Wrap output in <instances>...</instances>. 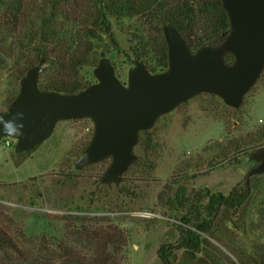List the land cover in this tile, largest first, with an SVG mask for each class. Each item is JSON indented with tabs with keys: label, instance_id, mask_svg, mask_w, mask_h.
<instances>
[{
	"label": "rangeland",
	"instance_id": "374dc122",
	"mask_svg": "<svg viewBox=\"0 0 264 264\" xmlns=\"http://www.w3.org/2000/svg\"><path fill=\"white\" fill-rule=\"evenodd\" d=\"M12 1L0 5V111L43 52L41 87L61 76L95 82L101 54L124 83L136 59L159 70L166 42L161 25L146 14L111 17V39L101 31L94 0H16L17 12ZM47 24L56 38L44 48ZM135 51L145 53V61ZM93 129L89 118L59 121L46 140L20 154L14 153L15 139L7 147L0 141V229L21 250V255L7 251L5 260L0 254V264H62L69 253L89 256L86 237L93 231L123 233L125 243L111 261L162 264L157 250L176 242L186 211L175 202L178 185L189 197L204 187L228 194L247 178V198L214 212L208 233L200 234L201 250L176 249L172 261L264 264V174L248 176L257 164L250 153L264 145V68L238 109L200 93L161 115L141 135L135 162L118 184L100 182L110 160L74 168Z\"/></svg>",
	"mask_w": 264,
	"mask_h": 264
},
{
	"label": "water",
	"instance_id": "95a60500",
	"mask_svg": "<svg viewBox=\"0 0 264 264\" xmlns=\"http://www.w3.org/2000/svg\"><path fill=\"white\" fill-rule=\"evenodd\" d=\"M227 13L229 31L221 43L191 50L171 24L162 26L167 46V68L150 72L145 63L134 60L124 83L111 61L101 54L93 69L96 81L80 91L63 93L38 87L44 59L29 67L20 79L19 91L4 111L3 120L23 124L22 135L5 131L0 124V140L15 139L14 153L31 152L46 140L57 123L89 118L93 134L74 160V168L110 159L100 176L103 184H118L136 159L139 133L153 127L156 120L200 93L218 96L238 109L244 96L264 68V0H221ZM231 55L233 60L226 61ZM24 114L17 120V113ZM257 164L248 176L264 174V145L249 155Z\"/></svg>",
	"mask_w": 264,
	"mask_h": 264
},
{
	"label": "trees",
	"instance_id": "16d2710c",
	"mask_svg": "<svg viewBox=\"0 0 264 264\" xmlns=\"http://www.w3.org/2000/svg\"><path fill=\"white\" fill-rule=\"evenodd\" d=\"M94 2L96 4L95 11L99 14L101 18L100 24L103 26L101 31L111 39H113L110 25L111 17H128L138 14H146L145 16L154 18L161 27L164 24H171L174 26L184 37L191 50H195L207 44L217 45L222 42L229 31L228 16L222 7L221 0H94ZM0 5H6L5 0H0ZM10 6L17 12L19 2L16 0L12 1ZM96 36L97 35L94 37ZM55 38L56 33L54 26L47 24L46 29L42 31L43 47L46 48L49 44H52V40ZM135 52L137 56L145 61V53L141 51ZM44 53L45 52L40 53V57L43 59L45 58ZM225 59L231 62L233 57L227 55ZM145 64L150 72L155 73L165 70L167 68V46L163 44L158 71L153 70L146 62ZM89 84H91V82H81L66 76L47 81L44 83L43 87L40 86L38 81V87L42 90H52L63 93L80 91ZM146 132L147 131H141L139 133L138 144L141 145V135ZM248 190L249 181L247 178L244 182L233 186L228 194L211 192L209 188L204 187L194 191L191 197H189L186 187L179 184L175 194V202L179 207L185 208L186 211L181 216V224L177 225L179 235L176 242L174 244H161L157 250V256L161 263L173 264L172 255L176 249H183L185 252L191 254L199 252L205 240L202 239L200 234L208 233L210 221L214 212L220 206L228 208L240 206L247 198ZM204 200H206L205 203H203ZM201 206L203 208H201ZM86 239L91 246V254L85 256L77 253H69L65 256L62 264H118L116 261L111 260L112 254L120 252L125 243L122 232L93 231L87 235ZM7 251H13L17 255H21V250L12 237L0 229V254L4 255V260ZM241 263L245 264L244 261Z\"/></svg>",
	"mask_w": 264,
	"mask_h": 264
},
{
	"label": "clouds",
	"instance_id": "9594fccd",
	"mask_svg": "<svg viewBox=\"0 0 264 264\" xmlns=\"http://www.w3.org/2000/svg\"><path fill=\"white\" fill-rule=\"evenodd\" d=\"M24 114L22 112L17 113L16 119L17 120H22L23 119ZM0 124L3 125L4 130L7 132L9 130H11V132L15 135H22V128H23V124H17L16 120H3L2 118H0Z\"/></svg>",
	"mask_w": 264,
	"mask_h": 264
},
{
	"label": "built area",
	"instance_id": "2783aa9c",
	"mask_svg": "<svg viewBox=\"0 0 264 264\" xmlns=\"http://www.w3.org/2000/svg\"><path fill=\"white\" fill-rule=\"evenodd\" d=\"M12 137H4V138H2L0 141L2 142V144H4V146H9L10 145V139H11ZM13 139V138H12Z\"/></svg>",
	"mask_w": 264,
	"mask_h": 264
}]
</instances>
